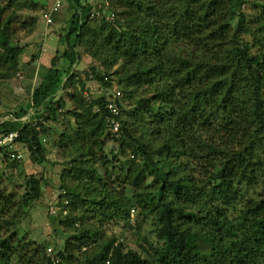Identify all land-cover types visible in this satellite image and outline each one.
<instances>
[{"label":"trees","instance_id":"trees-1","mask_svg":"<svg viewBox=\"0 0 264 264\" xmlns=\"http://www.w3.org/2000/svg\"><path fill=\"white\" fill-rule=\"evenodd\" d=\"M3 1L0 82H10L19 78L24 50L30 47L15 43L14 26L18 18L15 10L28 3L8 0L4 5ZM243 1L111 0L115 20L109 22L104 17L90 20L91 6L69 0L75 12L67 31L61 34L64 50L52 59L30 107L8 118L0 116V136L18 132V142L36 157L44 154L49 124L57 123L64 114L65 97L76 105L70 112L76 118V130L69 127L60 135L61 147L67 151L77 139L87 136L90 148H83L86 152L80 164L68 172L69 177H78L84 192L79 187L63 186L65 195L56 204L60 208L58 222L75 232L66 250L55 253L60 264H77L75 253L79 250L84 255L97 242L99 233L85 227L90 219L81 212L87 203L92 206L90 211L101 212L102 223L129 218L133 206L106 186L99 192L95 185L100 181L98 170L89 166L101 160L105 141L119 134L123 135L118 140L121 155L130 148L133 156L141 159L140 167L132 162L134 166L126 168L123 181L136 191L137 205L156 221V235L163 242L161 248L150 246V257L156 264H264V8L255 20L257 29L250 44L243 39L251 33L241 13ZM10 8L13 13L7 17ZM84 44H91L94 57L100 51L108 55L106 65H121L124 89H155L152 97L140 99L138 105L143 113L153 116L157 125L153 134L163 137L165 129L171 138H166L164 146L153 152L129 134L119 100L115 105L121 127L114 134L110 125L113 115L107 109L113 102L108 104L103 97L87 102L79 93H68L77 83L74 67L80 62L78 48ZM175 44L190 48L191 54L176 56ZM254 49L258 53L252 54ZM36 57L32 55L31 62ZM24 118L28 121H19ZM177 146L183 148L180 156L193 163L201 186L177 178L189 164L165 173L154 159L175 157ZM2 159L11 162L7 156ZM149 177L154 178L153 187L146 185ZM27 187L24 209L41 198L39 181L31 178ZM257 187L260 192L252 194ZM13 197L1 193L0 214L20 211ZM23 241L15 234L0 238V264H51L46 248ZM115 244V240L106 242L92 258L86 253L90 259L86 264H150L137 253H124L123 244Z\"/></svg>","mask_w":264,"mask_h":264},{"label":"rangeland","instance_id":"rangeland-1","mask_svg":"<svg viewBox=\"0 0 264 264\" xmlns=\"http://www.w3.org/2000/svg\"><path fill=\"white\" fill-rule=\"evenodd\" d=\"M30 2H34L36 5L33 7ZM243 2L245 3L241 8V13L246 17L251 32L248 37L245 36L243 39L245 42L252 44V34L257 29L255 20L264 8V0H244ZM7 3L8 0L3 1L4 5ZM27 3L28 6L25 8L15 10L18 16L16 19L17 24L14 25L17 29L15 43L20 46H30L25 48L23 59H31L32 55H39L41 52L43 64L49 65L50 61L48 63V59L56 55L58 51H63L66 46L61 34L65 33L70 26L75 10L70 5L69 0H63L61 10L52 15L53 25L46 26L41 16L44 10L52 5L53 0H23V4ZM81 3L85 7L91 6L93 9L92 13L98 15L96 18L104 17L109 22L115 20V16L113 20L107 19L113 14L111 12V0H81ZM11 13L13 11L10 8L6 16L8 17ZM83 15L86 17L85 9L83 10ZM24 24H27V26H24ZM90 45L84 44V46L78 48L80 62L74 67L78 77L77 83L69 89L68 93H79L87 102L102 97L107 99L108 104L110 102L117 104V100H119L124 111L122 119L128 122L127 131L129 134L142 144L149 145L153 152L164 146L165 142L171 140V138H167L168 135L165 133V129H162L164 131L163 137L161 135L159 137L156 136L157 133L153 134V132H156L157 127L153 116L146 112L143 113L144 111L138 105L140 99L152 97L155 89L147 87L124 89L121 80L125 74L120 68L121 65H106L107 61H110V57L101 51L96 54L97 57H94L93 54L95 52H93V48ZM174 46L173 51L176 56L191 54V49L185 45L175 44ZM41 49L44 50L41 51ZM258 51V49H254L252 54L258 53ZM25 71L23 72V80L27 72ZM98 76L104 78V82H101L97 78ZM17 79L13 82L10 81V83L7 81L0 82V116L3 119L5 117L8 118L10 111L14 112L18 109L15 107V102L12 101V97L15 95V89L12 86L14 87L24 82ZM65 80L68 81L67 79ZM107 82H110L109 87L106 86ZM128 93L132 94L131 97ZM64 100V114L59 117L57 123L49 124L51 128L44 138L43 155L31 157V154L25 150L26 155L23 162L12 163L0 159V195L1 193L6 196L13 194L17 208L19 205L21 206L17 214H15V209L7 214H0V238L7 239L15 234L18 239L24 240L23 243L28 242L35 248H46V253L50 248L54 250V253L66 250L68 240L71 241L75 236L73 230L61 225L57 220V216H51L50 212L53 208H58L57 202L65 195V191L61 190V187H79V189H82L81 192H84L85 187L81 184L78 177H69L68 172L73 171L74 165L80 164L82 154L86 152L83 151V148L87 147V150L90 148V142L86 139L87 136L83 137L82 140L77 139L74 147L70 146L67 151L61 147L60 135L66 132L69 127L75 129L76 124V118L70 115L76 110V105L73 104L69 97H65ZM157 106L158 104L155 105V107ZM29 107V102L25 106L19 105V109H28ZM114 137L111 136L105 141L104 152L99 155L101 160L95 163L90 162L89 166L91 168L96 167L98 170V179L100 181H96L95 185L98 186L97 190L99 192L103 186H106L112 193L117 194V197L121 196L129 201V205L133 206V209L130 210L127 220L118 219L110 223H102L101 212L97 209L96 212L90 211L92 206L89 207V203H87L85 209H81L83 215L87 214L90 219L85 224V227L91 229L92 233H99V236L94 246L92 245L88 248L86 253H89L90 258H92L97 251L104 247L106 242L115 240L116 244H123L124 253L130 251L137 253L144 261L147 260L150 264H156L153 258L150 257V246L157 249L163 245V242L156 235V221L153 215L148 214L141 206L137 205V200L134 197L136 191L127 182L123 181L127 175L126 168L130 165L133 167L132 162H135L134 164L140 167L141 159L133 156L130 148H126V154L121 155L122 148L118 140H122L123 135L119 134ZM189 145L187 144V146ZM181 152L183 153V148L181 150L177 146L173 154L175 157L168 158L165 156L166 158L159 159L155 157L154 159L160 162V167L165 173L173 171L174 168L179 170L178 166L182 163L189 164L186 171L178 173L177 178H183L190 182L193 180L194 185L198 184V186H201L200 182H198L196 171L192 169L193 163L186 156H180ZM121 169H124V171ZM31 178L39 181L41 198L30 204L28 209H24L22 207L23 196L28 192L27 183ZM153 180V177H149L146 185L153 187ZM260 190L261 188L257 187L251 193L255 194L260 192ZM154 193L156 197L159 195L157 191ZM2 206L3 203L0 200V207ZM87 207H89V212L85 213ZM6 222H12L13 225L8 226ZM81 250L83 252V249ZM86 253L83 255L79 250L75 253L78 257L77 264H86L87 261H90Z\"/></svg>","mask_w":264,"mask_h":264},{"label":"built area","instance_id":"built-area-1","mask_svg":"<svg viewBox=\"0 0 264 264\" xmlns=\"http://www.w3.org/2000/svg\"><path fill=\"white\" fill-rule=\"evenodd\" d=\"M63 6V0H53L52 5L45 9L42 13V21L45 23L46 26L53 25V18L52 15L54 13H58ZM98 15L91 13L89 19L93 20ZM108 20H113L114 15L112 14L110 17H107ZM109 112L113 115V119L110 121V125L112 127L113 133L118 134L120 132V122L117 121V118L120 116L119 110L117 106L113 103H110L107 106ZM23 122H27L28 118H24ZM38 131L40 128L36 124H32ZM20 138V134L18 132H12L3 136H0V159L7 156L11 162H23L25 159V150H27L24 145L18 142ZM60 212V208H53L50 212L51 216H58ZM67 211L63 210V215H67ZM47 255L51 258V264H60V261L56 259L54 250L52 248L47 250ZM108 264V262H107Z\"/></svg>","mask_w":264,"mask_h":264},{"label":"crops","instance_id":"crops-1","mask_svg":"<svg viewBox=\"0 0 264 264\" xmlns=\"http://www.w3.org/2000/svg\"><path fill=\"white\" fill-rule=\"evenodd\" d=\"M44 49H41L43 51ZM42 53L40 52L39 55H37L36 59L31 62V59H24L23 63L21 65V72L19 74V78L17 80H22L24 82L23 84H19L17 86H12L13 89H15V95L12 97V101L15 102V107L19 109V105H28V102L30 103L31 97L35 91V89L41 84L43 81V78L47 72V70L51 67L50 63L52 59L56 56L50 57L48 59V64H43L42 62ZM26 70V75L24 80L22 79L24 77L23 72ZM16 80V79H15ZM13 80V81H15ZM11 81V82H13ZM10 83V82H9ZM11 95V93H10ZM16 109L14 112H17L21 109ZM14 112L10 111L9 114L12 115ZM32 113V112H31ZM8 114V115H9Z\"/></svg>","mask_w":264,"mask_h":264}]
</instances>
